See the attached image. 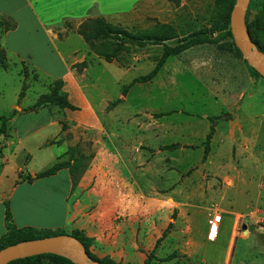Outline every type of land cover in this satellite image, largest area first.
<instances>
[{
  "label": "rangeland",
  "instance_id": "374dc122",
  "mask_svg": "<svg viewBox=\"0 0 264 264\" xmlns=\"http://www.w3.org/2000/svg\"><path fill=\"white\" fill-rule=\"evenodd\" d=\"M138 10L143 15L132 16L126 25L113 26L171 39L144 47L128 44L111 62L97 48L109 52L112 40L86 44L79 38L73 44L81 49L77 56L88 47L86 64L78 62L73 69L86 84L102 123L100 129L77 131L79 138L68 148L71 151L77 143L82 153L96 158L95 163L90 159L82 176L85 183H91L89 188L95 187L94 192L74 191L70 206L79 199L92 213L100 198V216L112 225H124L126 218L138 216L145 244L160 237L172 221L173 227L158 249L162 257L171 253L175 256L156 264H264V77H256V69L237 51L232 27L215 26V0H143ZM246 14L252 39L264 47V0H250ZM157 21L169 26L162 27ZM69 25L66 22L64 26ZM205 30H215L211 35L215 42L190 47L168 58L152 81L134 85L121 105L109 109L125 84L154 68L166 45L175 46L189 34ZM4 68L0 61L2 109L22 87L17 70ZM40 68L27 70L26 102L32 105L61 81L58 93H64L73 104L68 97V80L45 73L51 69L58 74L63 67L56 64ZM247 75L253 77L254 86L240 98L247 85L239 81ZM77 108L50 105L38 113L30 112L27 120L32 124L50 122L56 116L65 122L66 116L78 115ZM161 113L165 114L157 116ZM212 116H217V123L210 154L204 160L202 143L213 123ZM45 132L55 138L60 131L49 124ZM168 145L174 146L165 148ZM64 150L65 146L55 145L48 150L49 156L53 158ZM33 166L41 168L43 163L37 161ZM59 180L66 194L67 179L62 175ZM216 212L225 219L220 234L210 239L207 221ZM232 224L239 239H234L236 247L225 249ZM63 230L72 235L74 229L69 225ZM248 233L250 239L243 237ZM43 254L66 257L63 250ZM116 261L130 264L123 259ZM38 264L60 263L45 256Z\"/></svg>",
  "mask_w": 264,
  "mask_h": 264
},
{
  "label": "crops",
  "instance_id": "0c3cea01",
  "mask_svg": "<svg viewBox=\"0 0 264 264\" xmlns=\"http://www.w3.org/2000/svg\"><path fill=\"white\" fill-rule=\"evenodd\" d=\"M142 1L0 0V19H11L16 23L13 29L0 28V47L5 51L8 63V67L4 70L9 71L14 67L21 77L23 86L25 70L30 67L41 70V66L52 67L58 64L63 67L60 73L55 74L51 69L45 70V73L54 79L68 80L69 99L76 106L75 103L82 105V108L77 106V109H80L78 115L66 116L65 122L53 116L50 122L39 120L32 124L27 120V115L30 112L38 113L49 105L33 108L37 100L32 105L27 103V90L23 96H20L22 87L21 89L18 87L7 108H0V129L4 123L2 117L6 118L5 131L0 133V239L7 232L8 203L13 222L18 228L63 229L70 225L72 229L83 230L94 238L92 250L98 257L110 256L114 260L123 259L130 264H144L148 253L155 248L159 237H156L154 242L145 244L143 231L139 232L138 216L126 218L124 225H127V230H124L123 224H108L100 216L102 202L100 198L97 200L98 206L92 213L88 212V205L79 199L74 201L72 207L70 206L69 200L74 191L94 192L95 187L89 188L91 183H85L84 177L82 179L83 175L76 184L68 168L60 169L49 176L37 177L39 173L48 170L59 161L70 160L67 150L74 144L72 140L79 138L77 131L100 129L99 125L102 123L97 107L86 92V84L81 83L73 69L78 62L85 61L88 55V47L81 56H77L81 53V49L73 47L75 40L80 38L85 41L77 32L79 25L85 19L94 16L91 12L106 18L111 23L126 25L132 16L143 15L138 10ZM66 22L70 23L68 28L64 26ZM239 82L242 86L244 83L247 85L241 91L240 98H242L254 86L255 81L253 77L247 75L244 81ZM49 124L56 126L60 131L55 138H49L45 132ZM103 129L109 136L111 135L108 129L105 127ZM55 145H63L65 150L52 158L48 150ZM94 157L92 159L95 163ZM37 161L43 163L41 168L33 166ZM23 170L32 175V181L21 180L19 174ZM62 175L67 179L66 194L59 180ZM224 219L225 216L219 234ZM234 229L232 224L225 249L230 248L231 245L236 247L235 241H238L239 237L235 235ZM249 233L243 237L250 239ZM218 239L220 240V237ZM155 253L157 257H162L158 247ZM199 256L201 257L202 254L200 253ZM156 263L161 261L152 262V264Z\"/></svg>",
  "mask_w": 264,
  "mask_h": 264
},
{
  "label": "trees",
  "instance_id": "16d2710c",
  "mask_svg": "<svg viewBox=\"0 0 264 264\" xmlns=\"http://www.w3.org/2000/svg\"><path fill=\"white\" fill-rule=\"evenodd\" d=\"M174 1L179 2L180 0H174ZM235 3L236 0H215V4L217 8L215 26H219L222 29H227L231 27V12L233 10ZM246 19L248 21V15ZM157 22L162 27L169 26L167 24H161L159 23V21ZM247 26L249 27L248 22H247ZM15 27H16V23L13 20L0 19V28L9 30ZM229 31L231 32V29H229ZM77 32L88 43H92V42L94 43V41L100 39L105 41L112 40L109 43L113 45V47L109 52H104L102 49L97 48V50H99V53L105 56V59L109 62L113 61L114 58H116V56L128 44L144 47L148 44H164L166 40L171 39V37H169L168 35H161L157 33L145 32V31L131 32L127 29H118L115 28L111 22H109L106 18L102 16L89 17L85 19L79 25ZM214 32L215 30L194 32L189 34L184 39H182L175 46L166 45L164 53L162 54V56L160 57L154 68L149 73L135 77L130 83L125 84L122 88L121 96L110 102L109 109L112 110L115 107H117L119 104H121L127 97L130 88H132L134 85L138 83L143 84L152 81L157 76L161 68L164 66L168 58L179 55L180 53H182L183 51H185L190 47L200 44L215 42L214 39L211 38V35ZM253 41L255 42L257 47L264 52V47L258 41L256 40ZM237 51L239 52L240 55H242V52L238 47H237ZM0 61L2 67L5 68L8 67L5 51L1 47H0ZM81 64L85 65L86 62L83 61L81 62ZM254 72L256 77H263L260 73H258L257 70H254ZM27 76H28V72L27 70H25L24 81H23L22 90L20 92V96H23L27 88V84H26ZM56 83L57 85L53 88L50 94H44L41 96V99H39L35 104V108H39L45 105H49V106L58 105L59 107L62 108L76 109L77 107L68 100L67 96L64 93L63 94L58 93V89L61 88V81H57ZM163 114L165 113L158 114L157 116H161ZM2 119L4 123L0 129V133H3L6 128V124H5L6 118L2 117ZM210 120H212L213 123L210 127L209 132L206 135V139L202 143V145L204 146V154H203L204 160L208 157L211 151V140L215 133L217 116L210 117ZM52 142L55 143L56 141H52ZM173 146L174 145H168L165 148H171ZM67 152L70 154L71 157L70 160L59 161L48 170L39 173L37 177L49 176L56 173L60 169L68 168L69 171L71 172L73 182L74 184H76L83 175V173L85 172V170L87 169L90 159H92L94 155L87 156L84 153H82L78 148V144H76L71 151L69 149ZM19 177L21 178V180H28V181L33 180L32 175L30 173H25L24 170L20 172ZM175 212L176 210L174 211L172 218H175L176 216ZM6 222H7V232L0 239V249L25 240L43 238V237L54 236L59 234H66V231L63 229H38L35 227L18 228L13 222L12 212L8 203H7V211H6ZM172 227H173V222L171 221L168 223L167 227L162 232V235L157 239L155 248L148 253L144 264H152L154 260L167 262L174 258L175 256L174 253H171L170 255L161 258L157 257L155 253L156 248L160 245L161 241L168 235V232ZM71 234L82 242L88 255L93 260H98L102 264H121L110 256L98 257L95 253H93L92 245L94 243V238L88 236L83 230L74 229ZM45 256L53 257L60 264H77L67 257L58 256L54 254H40L26 258H20L11 261L8 264H38L39 260Z\"/></svg>",
  "mask_w": 264,
  "mask_h": 264
},
{
  "label": "water",
  "instance_id": "95a60500",
  "mask_svg": "<svg viewBox=\"0 0 264 264\" xmlns=\"http://www.w3.org/2000/svg\"><path fill=\"white\" fill-rule=\"evenodd\" d=\"M250 0H236L231 12V27L236 44L250 65L264 77V52L253 41L247 26L246 8ZM227 114L226 117H230ZM63 250L65 256L77 264H102L93 260L80 240L69 234H59L43 238L25 240L0 249V264L40 255L46 252Z\"/></svg>",
  "mask_w": 264,
  "mask_h": 264
},
{
  "label": "built area",
  "instance_id": "2783aa9c",
  "mask_svg": "<svg viewBox=\"0 0 264 264\" xmlns=\"http://www.w3.org/2000/svg\"><path fill=\"white\" fill-rule=\"evenodd\" d=\"M222 219L223 214L221 212H216L214 215L208 218V236L210 239H214L218 236Z\"/></svg>",
  "mask_w": 264,
  "mask_h": 264
}]
</instances>
